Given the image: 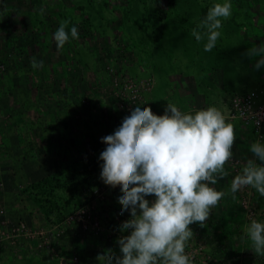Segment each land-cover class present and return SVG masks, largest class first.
<instances>
[{"label":"rangeland","instance_id":"rangeland-1","mask_svg":"<svg viewBox=\"0 0 264 264\" xmlns=\"http://www.w3.org/2000/svg\"><path fill=\"white\" fill-rule=\"evenodd\" d=\"M217 2L223 0H0V264H99L98 254L107 250L122 256L117 240L129 234L120 225L130 211L120 212V186L101 179L99 157L107 146L101 138L135 107L157 115L168 103L182 111L205 107V73L197 80L195 106L162 99L163 77L175 76L170 71L191 11L198 8L200 21ZM230 2L242 13V0ZM62 20L69 32L77 27L79 38L58 51L53 34ZM200 49L210 56L204 44ZM33 58L44 67L34 69ZM238 86L258 90L263 83ZM227 121L235 127L232 151L241 173L255 159L250 145L264 143V136L257 140L238 121ZM235 168L225 164L229 175L214 185L218 190L229 191ZM255 192L245 187L235 199L229 195L230 220L217 208L203 226L190 225L194 236L185 251L193 264H264L242 233L243 222H264ZM81 209L97 220L96 233L82 228Z\"/></svg>","mask_w":264,"mask_h":264},{"label":"clouds","instance_id":"clouds-1","mask_svg":"<svg viewBox=\"0 0 264 264\" xmlns=\"http://www.w3.org/2000/svg\"><path fill=\"white\" fill-rule=\"evenodd\" d=\"M39 11L43 14L44 8ZM231 15L230 0L217 2L191 30L197 42L206 38L204 51L216 47L223 21ZM68 24L62 20L53 34L58 51L70 37L79 38L76 26L66 30ZM248 54L260 57L257 69L264 65V43ZM31 64L34 69L44 67L35 58ZM101 140L107 145L99 157L103 161L101 179L112 188L120 186V212L130 211L120 231H130L117 240L122 256L107 250L98 254L99 264H193L185 251L194 236L190 225L203 226L226 195L235 199L242 188H254L264 197V143L260 141L250 145L255 159L247 160L229 191L214 187L229 175L225 164L233 157L236 140L234 125L215 106L182 112L168 103L163 115L148 106L135 107L113 134ZM147 196L155 199L150 203ZM244 231L252 242L251 250L264 256V222L251 219Z\"/></svg>","mask_w":264,"mask_h":264},{"label":"crops","instance_id":"crops-1","mask_svg":"<svg viewBox=\"0 0 264 264\" xmlns=\"http://www.w3.org/2000/svg\"><path fill=\"white\" fill-rule=\"evenodd\" d=\"M191 3H193V1ZM235 6L236 8L239 7L236 4ZM238 14L235 10H232L231 17L223 21V28L221 29L222 35L217 41L216 47L211 51L210 56L205 58L200 47L201 44L203 45L206 43V38L197 42L191 35V30L195 28L199 22L200 13L198 8H195V11H191L187 18L191 26H186L185 33L179 41V50L183 53L179 51L180 55L177 57L179 61H176L177 63L174 64L175 69H171L172 71L169 70L170 73H175L174 75L176 77L162 76L165 82L162 88L164 89L165 86H168L164 91L162 89V93L164 94V96H161L162 99H184L192 102L195 106L196 103L194 102L198 99V94H196L198 89L196 87L197 83L200 82L197 80L200 77L203 78L205 75L204 80H206L209 89L206 95L203 94L205 97V107H199L197 105L195 106L196 108L185 107L184 111L181 110L182 112H194L195 109H206L210 106H215L221 110L223 105L220 102V98L226 97L232 89H235V91L239 89V84L245 85L251 84V82L255 84L263 83V86L258 88L264 92V65L257 69L255 64L260 57L250 56L248 54L249 49L264 43V0H242V13L238 11ZM187 59H190V61ZM181 62L185 64L180 65ZM178 63L179 66L177 65ZM185 65L187 66L186 69H184ZM204 66L207 68V71L202 69ZM167 82L170 84L172 83L173 87L171 85H166ZM189 83H191L190 86ZM167 89L170 91L172 89L171 93L168 94L169 96L165 94L169 91ZM186 90L187 92H185ZM240 91H242L241 88L237 92ZM223 113L224 115L226 114L225 108ZM233 156L236 155L233 154ZM214 187L217 190L219 189L216 186ZM223 191L226 192L227 188H224ZM255 193H257V191ZM229 195H226L220 201V204L213 209V212L218 208L221 210L222 214H224L225 218L227 217L230 220L229 205L231 198ZM257 201L260 206L259 210H262V208L264 210V197H261L258 193ZM213 216H215V213H213ZM225 218L223 219L224 226L226 223ZM193 224L197 225V223ZM211 225L214 228L217 227L214 222H212ZM244 226H246L245 222H243L242 225L243 234L245 232ZM243 240L242 251L245 245ZM249 241L251 242L250 239ZM217 255L219 256L218 253ZM226 256L225 251H222V257L225 258Z\"/></svg>","mask_w":264,"mask_h":264},{"label":"built area","instance_id":"built-area-1","mask_svg":"<svg viewBox=\"0 0 264 264\" xmlns=\"http://www.w3.org/2000/svg\"><path fill=\"white\" fill-rule=\"evenodd\" d=\"M224 98L226 99L225 102ZM224 98H220V102L226 107L225 116L229 120L238 121L257 140L262 139L264 136V92L259 89H247L235 92ZM238 162L239 158L233 156L228 163L232 164L235 168ZM234 171L239 173L238 167ZM83 209H81L80 213V224L82 228H88L91 232L96 233L99 230L97 220L85 214ZM83 213L85 219H82ZM23 227V224H19L18 229L22 231Z\"/></svg>","mask_w":264,"mask_h":264},{"label":"trees","instance_id":"trees-1","mask_svg":"<svg viewBox=\"0 0 264 264\" xmlns=\"http://www.w3.org/2000/svg\"><path fill=\"white\" fill-rule=\"evenodd\" d=\"M106 147H107V146H106ZM106 147H105V149H106ZM105 149H104V150H105ZM89 196H91V195H89Z\"/></svg>","mask_w":264,"mask_h":264}]
</instances>
